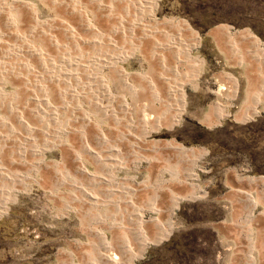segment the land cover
<instances>
[{"label":"rangeland","instance_id":"obj_1","mask_svg":"<svg viewBox=\"0 0 264 264\" xmlns=\"http://www.w3.org/2000/svg\"><path fill=\"white\" fill-rule=\"evenodd\" d=\"M88 1L0 0V94L6 93L0 98V117L16 129L11 135L0 126V164L25 179L13 178L14 190L0 202V264H94L102 248L93 230L104 232L107 241L117 234L134 241L138 215L145 235L152 234L154 219L167 226L131 258L132 264H264V198L239 179L264 178V115L249 109L242 118L230 115L216 124L215 116L198 114L232 90L233 78L238 80L233 95L238 93L237 103L245 86L251 88L249 83L264 78V67L253 61L264 66V60L249 53L243 41L229 50L226 37L211 34L215 28L238 30L264 48V0H149L141 12L132 8L134 0H100L99 8ZM21 4H29L33 11ZM75 5L91 28L80 26L84 20L70 11ZM149 16L158 21L176 18L196 39L188 43L184 39L189 46L178 58L189 63L186 70L176 69L185 70V78L171 74V65L177 64L155 47L162 43L157 32L145 38L135 29L126 38L118 36L119 23L128 27L126 23L134 19L148 24ZM33 52L43 53V60ZM240 60L247 64L235 66ZM116 69L129 76L123 83L127 87H117ZM73 70L75 79L65 75ZM173 82L193 83L197 90L187 91L184 112L183 90L177 89L175 118L170 120L172 101L163 84ZM255 84L251 92L256 94L260 83ZM71 86L85 90L84 99L72 98ZM58 90L66 93L65 108L56 103L61 102L56 101ZM44 98L56 108L46 106ZM7 104L13 112L2 111ZM101 104L116 114L104 112ZM14 112H20L33 129L22 130ZM6 134L10 137L4 138ZM18 134L29 139L23 141ZM154 141L195 148L199 154L191 158L144 149ZM21 143L24 158L18 164L10 162L16 159V148H23ZM84 143L98 157L83 152ZM77 161L94 176L79 172ZM192 171L195 177H190ZM6 181L0 178V184ZM71 183L88 189L97 201H85ZM233 189L250 190L261 203L251 209ZM189 191L195 192L172 209L173 198ZM98 218L115 223L118 233L114 235Z\"/></svg>","mask_w":264,"mask_h":264},{"label":"bare ground","instance_id":"obj_2","mask_svg":"<svg viewBox=\"0 0 264 264\" xmlns=\"http://www.w3.org/2000/svg\"><path fill=\"white\" fill-rule=\"evenodd\" d=\"M94 2H96L95 4L97 5V6H95L96 8L98 7H100V6H103L102 4H101V1L100 0H93ZM124 1V0H123ZM122 1V2H123ZM148 1L149 0H144L143 2L142 1H139V0H134L133 1V3H137L136 5H135V7L133 6L132 8L134 9V11L135 12H141V11H143V8L145 7H148ZM58 2V1H57ZM88 2H90V0L88 1ZM92 2V1H91ZM119 2V1H118ZM142 2V3H141ZM131 3V2H130ZM92 4V3H91ZM94 4V5H95ZM143 4H146V5H144L143 6ZM105 5H106V3H105ZM76 6V5H75ZM20 7L22 8H26L27 10L29 9L30 11H33L32 10V8L30 7V5L29 4H21L20 5ZM68 7V6H67ZM108 7V6H107ZM106 7V8H107ZM109 9V8H108ZM125 9V8H124ZM137 10V11H136ZM146 10H148V9H146ZM69 11V10H68ZM70 11L75 15V18H80V19H82L81 21H83L84 22V25H83V22H82V24L80 23V26L82 27V28H86V29H88V28H91V26L89 25V21L86 19L87 17L85 16V13H83L82 11H80L78 8H77V6H76V8H70ZM101 11V10H100ZM119 11H120V9H119ZM126 11V10H125ZM145 11V10H144ZM91 12V11H90ZM104 12V11H103ZM70 13V12H69ZM134 13V12H133ZM119 14V13H118ZM128 14V13H127ZM72 15V14H71ZM132 15V14H131ZM89 18V17H88ZM128 18V17H127ZM130 18H132V17H130ZM79 19V20H80ZM86 19V20H85ZM149 19H150V23H148V24H146V23H144V22H142V20H141V22H137L136 20L134 21V19L133 20H131V21H129V23L127 22L126 24H128V27H127V25L125 26L124 24H123V22H121V23H119L120 24V26H119V34H118V36L119 35H121V37L122 38H126V34L127 33H129V34H135L134 32H135V29H137L136 30V32H138V34H140L142 37H148V36H150V32L152 33V35H153V32L152 31H154V32H157L158 34H159V38L162 36V39L160 40V41H162V43H160V45H157V43H156V41H155V45H157V46H155V47H158V50H160L162 53L161 54H163V53H165V54H168L167 56H168V58L170 59H174L175 60V64H177L176 66L175 65H171V68H173L172 70H173V73H171V74H175V76H177V78H185L186 76H187V74L188 73H185L184 71L187 69V68H189V63H187L186 61H179L178 60V58H179V55H180V53H182V52H184L185 51V49H186V47H188L189 46V44H187L188 42H194L196 39L193 37V36H191L189 33H188V31L186 30V28L185 27H182V26H180L179 25V22H178V20L176 19V18H169V17H164L163 19H161L160 21H158V20H156L155 18L153 19L152 17H150L149 16ZM54 20V19H53ZM57 20V19H56ZM78 20V19H77ZM115 21V20H114ZM146 21V20H145ZM34 22V21H33ZM149 22V21H148ZM93 25V24H92ZM69 27V26H68ZM127 27V28H126ZM70 28V27H69ZM94 28V27H93ZM118 29V28H117ZM124 29V30H123ZM71 30V29H70ZM165 30V31H164ZM94 31V30H93ZM169 31V32H168ZM98 32V31H97ZM84 33V32H83ZM211 34H213V36H215V35H217V36H219V37H221L222 36V38L224 37H226V39H228V42H229V45H230V49L229 50H233V49H235L236 47H235V45L233 46V44L234 43H236V41H237V43H238V41H243V43H245L248 47V50L247 51H249V53H251V52H254L256 55L258 54L259 56L258 57H260L261 58V60H264V48H262L261 47V45L262 44H260V43H258V42H255L249 35H247V34H244V33H242V32H240V31H238V30H235L234 32H232L231 31V29L230 28H215V29H213L212 31H211ZM155 35V34H154ZM96 37V36H95ZM104 37V36H103ZM129 37V36H128ZM140 37V36H139ZM141 37V38H142ZM156 37V36H155ZM158 38V39H159ZM217 38V37H216ZM187 40L186 42H185V40ZM214 39H215V37H214ZM220 39V38H219ZM155 39H153V41H154ZM157 40V39H156ZM83 41V40H82ZM17 42V41H16ZM93 42H94V40H93ZM158 42V41H157ZM113 43H115V41L113 42ZM127 43V42H126ZM89 44V43H88ZM125 44V43H124ZM226 44V43H225ZM103 46V45H102ZM137 46H139V45H137ZM116 47V46H115ZM114 46H113V48H115ZM24 48V47H23ZM56 48V47H55ZM131 49V48H130ZM35 50V49H34ZM37 50V49H36ZM119 50V49H118ZM63 51V50H62ZM23 52V51H22ZM27 53V52H26ZM25 53V54H26ZM32 53V52H31ZM34 53V52H33ZM254 53H252V54H254ZM28 54V53H27ZM35 55H37V56H39V58L40 59H42L43 60V58L41 57L42 56V54L43 53H38V52H35L34 53ZM161 54H159V56L161 55ZM44 55V54H43ZM118 57H121V55H119V56H117V58ZM105 58V57H104ZM164 58H165V61H168V62H170L169 61V59L166 57V56H164ZM62 59H63V57H62ZM71 59V58H70ZM158 59H160V58H158ZM163 58H162V56H161V59L160 60H162ZM167 59V60H166ZM170 59V60H171ZM74 60V59H73ZM111 60V59H110ZM59 61V60H58ZM72 61V60H71ZM25 62V61H24ZM47 62V61H46ZM163 62V61H162ZM69 63V62H68ZM173 63V62H172ZM52 64V63H51ZM57 64H59V63H57ZM89 64V63H88ZM53 66V65H52ZM77 66L76 65H73V68H76ZM164 67V66H163ZM178 67H180V69L181 68H185V70H183V72H181L180 70L176 73V69L178 68ZM58 68V67H57ZM167 68V67H166ZM175 68V69H174ZM113 69V68H112ZM157 69V68H156ZM50 70V69H49ZM62 70H64V69H62ZM169 70H171V69H169ZM178 70V69H177ZM65 71H67V70H65ZM65 71H63L62 72V75H64L65 74ZM116 72H117V74H118V76L120 77V79H118V82H116V85H117V87L118 88H125V87H127L128 85H126V86H124V84H126V81L127 80H130V79H128L129 78V76H127V77H125V75H123V73L121 72V71H119V70H115ZM53 73V72H52ZM59 74V73H58ZM77 74V71H75V70H73L72 71V73H70V75H69V73L68 74H65V75H68L69 77H72V78H76V75ZM168 75V74H167ZM172 75V76H173ZM171 76V77H172ZM8 77V76H7ZM60 77V76H59ZM68 77V78H69ZM166 77V76H165ZM168 77V76H167ZM167 77L166 78H164V76L163 77H161V79H166L167 80ZM54 78V77H53ZM64 78V77H63ZM67 78V77H66ZM131 78V77H130ZM55 79H58V76L57 77H55ZM156 79V78H155ZM160 79V80H161ZM169 80H171L170 79V77H169ZM180 80V79H179ZM136 82V81H135ZM162 82V81H161ZM164 82V81H163ZM25 83V82H24ZM78 83V82H77ZM124 83V84H123ZM141 83H143V82H141ZM167 83H170V82H168L167 81ZM177 83V82H176ZM27 84V83H26ZM166 84V83H165ZM165 84H163V87H164V89L163 90H165L166 89V94H167V97H168V99H169V101H172V103H168V108H169V110H171V114L169 115V119L171 120V119H174L175 118V99H176V97H177V89H180V88H182V86H181V83H177V84H174V82H173V85H170V84H168V85H165ZM78 85V84H77ZM88 85V84H87ZM143 85V84H142ZM105 87V86H104ZM130 87V86H129ZM156 87V86H155ZM232 87V86H231ZM40 88V91L45 95V96H47L45 93H47V91L45 90V88H44V86H40L39 87ZM131 88V87H130ZM19 89V88H18ZM128 89V88H127ZM155 89V88H154ZM39 90V89H38ZM69 90L71 91V97L72 98H77V95H81L82 96V93L83 92H85V90L83 91V92H81V90H80V92H78L77 91V89H75V87H72L71 86V88H69ZM88 90V89H87ZM105 90H106V93H108L107 92V89H106V87H105ZM132 90V89H131ZM11 91V90H10ZM231 91L232 90H230V93H231ZM55 92V94H56V101L59 99V100H61V102H56L57 104H60V106L61 107H63V108H65V107H67V105H68V101L65 99V97H66V93L64 92V91H54ZM60 92V93H59ZM133 92V91H132ZM150 92V91H149ZM2 93V92H1ZM86 93V92H85ZM89 93V92H88ZM163 93V92H162ZM229 93V94H230ZM5 95H6V93H4ZM4 94H0V98H1V96L2 95H4ZM110 95H111V93H109ZM133 94V93H132ZM135 94V93H134ZM163 94H165V93H163ZM217 94H221V91H220V89H218V91H217ZM4 95V96H5ZM70 95V94H69ZM254 95V94H253ZM34 96V95H33ZM44 96V97H45ZM51 96V95H50ZM59 96H60V98H59ZM89 96H91V95H88L87 94V97H89ZM166 96V95H165ZM35 97V96H34ZM64 98V99H61V98ZM83 97V96H82ZM161 97V96H160ZM160 97H156V99L157 98H160ZM4 98V97H3ZM40 98V97H39ZM43 98V97H42ZM67 98H68V96H67ZM93 98V97H92ZM154 98V97H153ZM252 99H259L256 95H254V96H252L251 97ZM41 99V98H40ZM78 99V98H77ZM83 99H84V97H83ZM110 99H112V95H111V98ZM165 99V98H164ZM167 99V98H166ZM36 100V99H35ZM51 100V99H50ZM49 100V101H50ZM43 101L45 102V105L46 106H50L51 108H56L55 106H53L49 101H48V99L47 98H44L43 99ZM109 101V100H108ZM36 102V101H35ZM85 102V101H84ZM119 102H120V100H119ZM158 102V101H157ZM166 102V101H165ZM53 103V102H52ZM103 103V102H102ZM124 103V102H123ZM55 104V103H54ZM56 104V105H57ZM1 105V104H0ZM89 105V104H88ZM91 105V104H90ZM161 105V104H160ZM87 106V105H86ZM101 106V110H103L104 112L105 111H110V112H112V114L113 115H115L116 114V111L114 110V109H112V108H110L108 105H103V104H101L100 105ZM120 106H122V104L120 105ZM166 107H167V105H165ZM164 106V107H165ZM45 107V106H44ZM61 107H58V108H61ZM108 107V108H107ZM125 107V106H124ZM123 106H122V108H124ZM38 108V107H37ZM72 108V107H71ZM115 108V107H114ZM220 108V107H219ZM218 108V109H219ZM80 109V108H79ZM150 109V108H149ZM173 109V110H172ZM1 110H2V107H1ZM11 110V108L9 107V105L7 104L6 106H5V110H2L3 112H11L10 111ZM40 110H41V108H40ZM39 110V111H40ZM51 110V109H50ZM59 110V109H58ZM119 110V109H118ZM223 110V109H222ZM68 111V110H67ZM75 111V110H74ZM89 111V110H88ZM120 111V110H119ZM118 111V112H119ZM225 111V110H224ZM13 112V111H12ZM38 112V111H37ZM43 112H45V111H43ZM103 112V113H104ZM156 112V111H155ZM16 115H17V117H15V120H16V123H17V125L23 130L24 129V131L25 132H29L31 129H33L32 127H31V125H29V123H27V119H25V118H23L22 116H21V114H20V112L19 113H17V112H14ZM54 113V112H53ZM71 113V112H70ZM247 113H249V108H248V110H246V111H244V113H243V115H241V117L240 118H242L243 116H245ZM40 114V113H39ZM75 114H77V112L75 113ZM80 114V113H79ZM120 114H121V112H120ZM218 114V113H217ZM41 115V114H40ZM47 115V114H46ZM110 115V114H109ZM37 116V115H36ZM54 116V115H53ZM227 115H216L215 117L217 118V119H222V118H224V117H226ZM8 117V116H7ZM22 117V118H21ZM66 117V116H65ZM80 117V116H79ZM84 118H85V116H83ZM110 117V116H109ZM114 117V116H113ZM153 117V116H152ZM237 117V116H236ZM49 118V117H48ZM83 118V119H84ZM239 118V119H240ZM82 119V118H81ZM160 119V118H159ZM53 120V119H52ZM55 120V119H54ZM80 121V120H79ZM84 121H86V122H89L88 121V119H87V117L84 119ZM129 121V120H128ZM156 121V120H155ZM14 123V122H13ZM15 123V124H16ZM157 123V122H156ZM96 124V123H95ZM152 124V123H151ZM13 124H11V122H9V121H7V120H5L4 118H1L0 117V126L1 127H3L4 129H6L7 130V133L9 132L11 135L13 134V133H16V129L12 126ZM44 125V124H43ZM47 124L45 123V126H46ZM15 126V125H14ZM3 130V129H2ZM64 131V130H63ZM63 131H61V132H63ZM38 133V132H37ZM25 134V133H24ZM5 137H10V135L9 134H6V135H4V138ZM30 137V136H29ZM38 137V136H37ZM100 137V136H99ZM18 138H21V140H23V141H26V140H28L29 138L28 137H24V136H22L21 134H18ZM102 138V137H101ZM8 140H9V138H8ZM16 140H18V139H16ZM20 140V139H19ZM131 141V140H130ZM11 142V141H10ZM88 142V141H87ZM18 143H20V141L18 142ZM26 143V142H25ZM39 144V143H38ZM83 144V143H82ZM147 145L145 146V150H147V151H151V152H156L157 150L159 151V150H168L169 152L171 151L172 153H174L175 155H178V156H182V157H191V158H193V157H195L196 155H198L199 154V151L197 150V149H195V148H183V147H178V146H174V145H172V144H170V143H167V142H161V141H154V142H150V143H146ZM19 145H23L22 143L21 144H19ZM26 146V145H25ZM139 146V145H138ZM137 146V147H138ZM141 146V145H140ZM17 147V146H16ZM23 148H21V146H18V148H16V149H18L17 150V153H16V159H9V161L10 162H16L17 163V161L19 162V161H21V159L22 158H24V155H25V150H26V148L24 147V145L22 146ZM82 148H84V151L83 152H85L87 155H90L91 156V154H92V156L94 155V157H98V154L92 149V146H90L88 143H84V146H82ZM114 148V147H113ZM31 152V151H30ZM75 156H77V155H75ZM5 159V158H4ZM99 159V158H98ZM26 160V159H25ZM24 161V160H23ZM74 161V160H73ZM18 164V163H17ZM20 164H22V163H20ZM19 164V165H20ZM14 165V164H13ZM77 170L79 171V172H81L82 174H84V175H87V176H94V175H92L88 170H86V168L79 162V161H77ZM195 169V168H194ZM76 170V169H75ZM195 172V171H194ZM193 171L192 172H189V175H191L190 177H195L196 176V174L194 173ZM98 175V174H97ZM187 176V175H186ZM0 178H2V179H5V180H7L6 182V184H3V183H1L0 184V202L1 201H4L6 198H7V196H8V191H10V190H14L13 189V183L15 182V181H13V178L14 179H16V180H22V179H24V177L22 176V175H20L19 173H14L13 174V172H11V171H8V167H6V166H2L1 164H0ZM95 178V177H94ZM241 178V180H243V181H245L246 182V184H248L250 187H252L253 189H258V192H260L261 193V195L263 196V198H264V178H262V177H249V176H246V177H239V179ZM35 179V178H34ZM91 179V178H90ZM89 179V180H90ZM101 179V178H100ZM18 181V182H21V181ZM25 180V179H24ZM88 180V179H87ZM93 180V179H92ZM91 180V181H92ZM98 180V179H97ZM103 181H106L104 178L102 179ZM95 181V180H94ZM4 182V181H3ZM98 182H99V180H98ZM66 183V182H65ZM76 183V182H75ZM75 183H71V185L73 186V187H75V189L77 188L78 189V191H80V193H81V195H82V197H83V199L85 200V201H88L89 203H93V202H96L97 201V197H96V195H94L93 193H91L88 189L86 190L85 188H83L82 186H79V185H76ZM68 184V183H67ZM18 185V184H17ZM70 185V184H69ZM102 185V184H101ZM20 187V186H19ZM72 187V188H73ZM26 188V187H25ZM94 189V188H93ZM120 190V189H119ZM77 191V190H76ZM198 191H200V190H198ZM232 191H234L235 193H237V194H239L240 195V197H241V199L242 200H244L245 202H246V204H248L249 206H250V208L251 209H253L255 206H256V204H258V203H261V200L259 199V198H254L251 194H250V190H241V189H233ZM193 192H195V191H189V192H187V193H185V194H181V195H178V196H176V197H174L173 198V200H172V209H176L177 208V204L179 203V201H180V199L181 198H183V197H186L187 195H188V193H193ZM160 198V197H159ZM234 198V197H233ZM76 199V198H75ZM99 199V198H98ZM107 200V199H106ZM171 201V200H170ZM99 209V208H98ZM152 210H157L156 208H154V207H152L151 208ZM90 216V215H89ZM91 217V216H90ZM76 218H77V216H76ZM93 218V217H92ZM90 219V218H89ZM138 222L136 223V224H134V229H133V232H132V234H133V239H134V241L132 240V238L131 239H128V238H126V236L125 237H118V231H117V229L119 228V226H117L115 223H109V224H107V223H103L102 222V219L101 218H98V222L99 223H103L104 225H106V227L108 228V230H111V231H113L114 233V235H116L117 234V236H114V238L110 241H107L106 239H105V237H104V232H101L100 230H93V232H94V234L93 235H95V237L97 238V240H98V242L101 244H98V245H100V247L102 248H100L101 249V252H98V255H97V259L96 260H94L95 262H94V264H132L131 263V258L134 256V255H138V254H140L141 253V251H142V249H143V247H144V245L146 244V243H149V242H154V241H156L158 238H159V236H160V234L162 233V231L165 229V227L167 226V223H160V222H158L156 219H154V220H152V231H151V233L152 234H149V235H145V233H144V229H143V226H142V222H143V219H141V216H139L138 215ZM250 220V219H249ZM151 221V220H150ZM97 223V222H96ZM82 224V223H81ZM130 227H131V225H130ZM129 227V228H130ZM94 229V228H93ZM98 229V228H97ZM121 229V228H120ZM154 229V230H153ZM150 231V230H149ZM90 232V231H89ZM92 232V231H91ZM110 232V231H109ZM112 233V232H111ZM150 233V232H149ZM91 235V234H90ZM130 235H131V233H130ZM133 241V243L135 242V245L137 246V248L138 249H135L134 247H133V243H132V241ZM133 244V245H132ZM85 250V249H84ZM67 252V251H66ZM92 257V256H91ZM92 263V262H91Z\"/></svg>","mask_w":264,"mask_h":264},{"label":"crops","instance_id":"obj_3","mask_svg":"<svg viewBox=\"0 0 264 264\" xmlns=\"http://www.w3.org/2000/svg\"><path fill=\"white\" fill-rule=\"evenodd\" d=\"M193 50H196V49H193ZM193 50H192V52H193ZM253 61H254L255 66L259 65V67L260 66L261 67H264L261 63H259V61H256V60H253ZM242 63L243 64H247L246 62H243V60H240L239 63L236 64L235 66L240 67L242 65ZM236 79L233 78V80L235 81V83L233 82V86L234 87L232 88L231 93H230V91H228V93H226V95H224V97H222V98L217 97L212 102V104L209 105V107L207 108L206 111L200 112L198 114H200V115H207V116H210V115L211 116H216V115H227V116L234 115V116H241V115H243L244 111L248 110V108H249V109H252V111L254 112V114H257L258 113L256 116L262 115V114L264 115V78L263 77H260V78H258L259 80L256 78L258 81L255 80L254 84L253 83L252 84L249 83L252 87H254L256 85L255 83H260V84H258V86H256V88L258 89V92H256V94H255V91L251 92L252 87L251 88L250 87L248 88V87L245 86L243 97L241 98V101L239 103H237V98L238 97H236L238 95V93L236 94L235 97H233V95H235L236 85H237V82H238V80L236 81ZM194 85L195 84L188 83V82H185V83H183L181 85L182 86V90H183V99H184V101H183V103H181V105L182 104L184 105V112H185V107H186V104H187L186 103L187 91L188 90L189 91L190 90H193V91H196L197 90V87L194 88ZM237 90L239 92V83H238ZM220 91L222 93V89L221 88H220ZM184 94H185V96H184ZM253 94L256 95L259 99H252L251 96ZM219 95H221V94H218V96ZM226 97H228V98H226ZM231 110H232V112H231ZM224 118H222V119H224ZM222 119H217L216 118V124H217V122H221Z\"/></svg>","mask_w":264,"mask_h":264}]
</instances>
